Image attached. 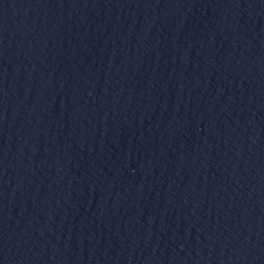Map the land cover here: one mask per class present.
Listing matches in <instances>:
<instances>
[{
	"label": "water",
	"instance_id": "1",
	"mask_svg": "<svg viewBox=\"0 0 264 264\" xmlns=\"http://www.w3.org/2000/svg\"><path fill=\"white\" fill-rule=\"evenodd\" d=\"M0 264H264V0H0Z\"/></svg>",
	"mask_w": 264,
	"mask_h": 264
}]
</instances>
